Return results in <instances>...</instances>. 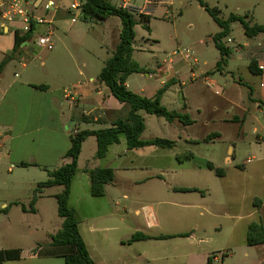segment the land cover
<instances>
[{"label":"rangeland","instance_id":"obj_1","mask_svg":"<svg viewBox=\"0 0 264 264\" xmlns=\"http://www.w3.org/2000/svg\"><path fill=\"white\" fill-rule=\"evenodd\" d=\"M111 1L131 11L137 21L133 60L146 73L131 75L129 89L153 98L167 85L162 105L189 115L193 124L170 123L141 111L146 126L142 139L162 138L175 143L172 149L154 148L151 156L147 151V157L141 159L136 155L143 149L126 154L123 138L111 146L106 158L94 161L95 139L87 138L79 164L84 166L91 160L93 166L112 168L115 183L121 186V205L117 207L110 196L96 198L90 188L82 191L74 185L70 206L78 211L80 233L96 261L92 259L96 264H207L213 257V264H263L264 245L249 246L246 238L249 224L259 222L264 213V208L257 212L260 209L254 200L256 196L264 200L260 195L264 190V162H258L253 152L263 147L258 137L264 138V110L252 101L251 92L259 97L264 81L249 68L264 49V36L247 38L241 23L233 22L230 36L224 39L232 53L227 64L218 68L221 55L213 39L221 28L197 0H153L149 4L145 0ZM204 1L218 9L221 19L237 15L251 25H264V0ZM34 14L43 13L35 10ZM143 15H150V20L146 22ZM119 25L117 17L94 24L80 16L66 24L67 30L53 28V37H82L71 48L78 59L76 74L70 78L63 74L54 84L69 85L73 93L76 85L71 83L93 78L91 85H95L119 43ZM39 29L44 32L48 26L40 24ZM34 50L44 58L56 51ZM30 55L29 60L34 58L32 52ZM127 111L125 108L122 116ZM94 117L79 114L77 120ZM113 118L105 114L100 120L112 123ZM110 127L82 123L79 131ZM67 129L74 134V123L70 121ZM232 146L235 159L230 164V158L225 159L233 154ZM209 162L223 168L226 175L218 177L207 168ZM9 168L10 164L0 162V250L20 249L22 256L3 264H65L60 257H34V252L50 243L62 227L55 198L62 187L45 189L39 216L24 215L23 207L33 210L36 206L31 205L35 191L39 183L47 181L50 169L17 168L11 174ZM176 188L198 191L176 192ZM3 204L11 208L9 215L3 211ZM153 216L158 224L148 230L149 222L154 223ZM137 232L170 238L129 244Z\"/></svg>","mask_w":264,"mask_h":264},{"label":"crops","instance_id":"obj_2","mask_svg":"<svg viewBox=\"0 0 264 264\" xmlns=\"http://www.w3.org/2000/svg\"><path fill=\"white\" fill-rule=\"evenodd\" d=\"M48 1L49 0L35 1L37 7L36 11H42L43 14L39 17L44 19L46 22L45 25H47L48 28L51 26L53 28L67 30L65 27L66 24L80 18V11H75L71 8L74 0L72 2L67 0H52L55 3L53 7L54 11L52 12V8L50 10L45 9V5ZM146 2L147 0H145V3ZM39 25L40 24H36L31 39L20 46L19 54H16L14 58L8 60L0 73V162L5 161L10 164L8 172L11 174H13L14 170L17 168L26 171L41 170L43 168L50 169L48 172L58 169L63 164L69 162V159L65 158V155L71 147L70 137L79 132L82 123L87 125L96 124L102 127L106 124L111 126L117 119L125 118L129 111L128 107L125 104L119 103V101L112 96L110 91L109 93L107 92L106 86L101 83L98 78L95 85H91L92 82H94L93 78H90L89 82L78 84L71 83L70 86L76 85L74 93L72 91L75 96L72 95V97L66 94V91L69 90V85L61 87L54 84V81L59 80L63 74L69 78L72 74H76L78 59L71 48L74 43L81 41L80 39L82 37H52L54 48L50 51H56L52 53L50 58H44L40 53H35L34 50V47H36L33 43L35 38L46 32L40 31ZM119 27L121 30V25H119ZM15 31H20L22 34L25 32L21 23L11 24L8 28L0 29V64L11 55L14 50ZM31 52L34 54V58L29 60ZM37 59L39 63L36 62ZM254 60L257 61L259 68L262 70L261 77L264 81V49L260 50L259 56H256ZM83 65L85 64L83 63ZM80 74H83V72L80 71ZM66 80L67 79H65V82ZM128 81L127 87L129 89ZM36 87L44 88L39 89ZM251 92L252 101L259 108L257 102H264V86L260 89L259 97L254 95V91ZM113 99L116 100V102ZM125 108H127L128 111L125 116H122V112ZM245 112L247 111L245 110ZM79 114L82 116L84 115V117L90 115H94L95 117L90 120L79 122L77 120ZM105 114L114 116L112 123L103 124L104 122L100 119ZM70 121L75 125L74 134L67 129V124ZM65 127L68 130L67 133L65 132ZM255 131H257V129H255ZM94 139L95 152H97V142L95 137ZM258 140L263 147L259 151H253L257 155L254 157H256L258 162H264V138L258 137ZM86 141L83 143V146ZM154 148H156V146L145 147L142 148L143 150L140 149L142 151L136 155L137 158L141 159L147 157V151L151 153L149 155L151 156L156 152L151 151ZM231 149L233 150V154L225 159V161H227L228 158H230V164L233 163L235 159V147L232 146ZM130 151L132 150H128L126 154H130ZM96 159L98 158L95 155L93 160L96 161ZM79 162L80 157L78 161V172L71 185L69 204L72 202L74 185L77 184L82 191H84V189L85 191L89 188L91 189L89 171L99 167V164L93 166L91 160H87L84 166H81ZM88 162H90L91 166L87 164ZM23 163L29 166H22ZM228 163L227 165H229ZM247 163H252V160H247ZM115 180L116 176L113 183L106 186V192L103 197L107 198L110 196L109 198L116 201L115 206L118 207L121 205V186L116 184ZM45 189L38 197L36 206L33 210H28L25 207L26 210L22 209L24 215H40L39 202L40 198L45 193ZM263 193L264 190H261L260 195L263 196ZM122 194H124L122 197L127 200L128 196L125 193ZM259 197L260 196H256L254 199L258 209H260L257 212L262 211L264 208V200ZM73 208L76 210L78 217L77 209L74 206ZM2 209H7V215L12 211L6 204L2 205ZM257 212L254 213V215L257 214ZM136 213L139 214V210H136ZM153 219L154 223L149 222L147 225L148 230L158 224L154 216ZM253 223H260L264 227V213L260 217L259 222H251L249 227ZM90 230H94L92 226ZM145 235L154 238V236ZM87 248L91 257L94 259L88 245ZM34 254V257H45L40 256L38 251L34 252ZM214 260H218V258L215 257Z\"/></svg>","mask_w":264,"mask_h":264},{"label":"trees","instance_id":"obj_3","mask_svg":"<svg viewBox=\"0 0 264 264\" xmlns=\"http://www.w3.org/2000/svg\"><path fill=\"white\" fill-rule=\"evenodd\" d=\"M81 3V18L84 21L94 24H103L109 18L117 17L121 20V30L119 35V43L113 56L105 63L98 80L103 83L110 91L112 96L121 104L129 107L128 114L125 118L114 121L110 128L100 129L97 131H79L75 135H71V147L67 151L65 158L69 159L68 163L54 171H49V179L39 183L35 191L31 205H35L38 195L45 188L55 186L62 187L61 192L55 195L58 203V215L63 219L61 229L52 237V242L48 245L40 247L38 254L45 257L63 258L65 264H96L92 259L86 243L81 236L79 230V220L76 210L70 206L71 185L75 175L78 172V161L82 151L83 143L90 136H94L97 142L96 157L104 159L108 156L109 149L115 144H119L121 139L126 140L128 150L142 149L145 147L156 146L165 149H172L175 145L173 141L156 138L152 140L142 139L145 131V123L140 115L141 111L150 115L164 118L166 121L173 123L179 121L185 126L193 124V120L187 114L177 111H170L161 103L165 92L168 90L167 85L159 89L153 98L145 97L139 93H135L128 89L127 81L133 74H142L146 71L133 60V41L135 39V26L137 21L133 13L124 7L114 6L110 0H78ZM153 1V0H150ZM214 19L221 31L214 36V43L219 50L221 59L217 67L227 64L231 55V50L225 45L224 39L231 34L232 23L240 22L244 34L247 38L253 39L259 35L264 36V25H251L243 17L231 15L227 20L219 17L217 8H210L204 0H197ZM146 22L150 20V15H143ZM36 24L31 25L29 31L23 34L15 31V47L11 55H9L0 64V73L7 61L14 58L20 52V46L31 39ZM145 27L150 31L148 25ZM250 70L256 75H261L262 70L259 68L256 60L250 63ZM42 89L44 87H36ZM260 109L264 110V102H257ZM192 156V155H191ZM22 166H29L23 163ZM207 168L214 171L218 177H224L226 171L223 168H217L213 163L209 162ZM91 177V195L96 198L103 197L106 192V186L112 184L115 179V172L112 168L97 167L89 171ZM176 192H196L195 188H176ZM24 210H26L23 207ZM34 209V208H33ZM4 212L7 209L3 210ZM2 211V212H3ZM188 237V236H186ZM170 236L149 237L141 232L135 233L128 241L129 244L145 241L149 239H166ZM246 243L249 246H257L264 244V227L260 223H253L249 227ZM22 251L20 249L0 250V264L6 261L20 260ZM207 264H213V257L208 258ZM264 264V263H263Z\"/></svg>","mask_w":264,"mask_h":264},{"label":"built area","instance_id":"obj_4","mask_svg":"<svg viewBox=\"0 0 264 264\" xmlns=\"http://www.w3.org/2000/svg\"><path fill=\"white\" fill-rule=\"evenodd\" d=\"M36 0H0V29L8 28L11 24L21 23L25 32L29 31L33 24H46L44 19L36 16L34 11L37 9ZM151 1L147 0L146 4ZM55 6L54 1L49 0L45 5L46 10H50ZM71 8L81 12V3L74 0ZM53 27H49L43 35L35 38L34 45L41 49L52 50L54 48ZM231 41V40H229ZM66 94L72 97L71 91Z\"/></svg>","mask_w":264,"mask_h":264}]
</instances>
